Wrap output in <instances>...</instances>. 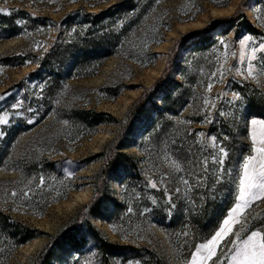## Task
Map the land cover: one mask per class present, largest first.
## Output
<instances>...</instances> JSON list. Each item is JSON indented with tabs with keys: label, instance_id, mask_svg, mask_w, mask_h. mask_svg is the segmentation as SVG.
<instances>
[{
	"label": "rangeland",
	"instance_id": "obj_1",
	"mask_svg": "<svg viewBox=\"0 0 264 264\" xmlns=\"http://www.w3.org/2000/svg\"><path fill=\"white\" fill-rule=\"evenodd\" d=\"M130 5L143 7L142 14L123 30L125 22L119 14H129ZM256 6L259 13L253 10ZM0 7L9 9L0 12V24L2 18L6 20L0 29V116L7 121L0 123L4 132L0 136V211L9 216L8 222H21L39 235L15 248L8 233H0V264H73V256L79 257L77 264H127L129 260L183 264L190 258L185 242L210 238L227 215L235 189L229 195L225 185L216 190L214 198L193 196L197 208L192 211H185L191 206L173 193L175 207L169 211L164 185L153 189L146 182L149 177L160 180L169 167L164 163L165 154L175 159L181 139L186 147L193 145V151L203 148V154L209 155L214 149L211 142L204 141L212 135L228 136V166H238L243 155L249 154L246 145L250 140L244 139L242 122L232 123L216 109L210 122H202L207 114L203 97L207 94L211 103L218 93H226L216 104L227 112L232 92L239 91L246 106L241 111L264 116V75L243 80L235 71L242 66L239 40L245 35L264 39V0H0ZM102 12L103 24L115 20L111 29H115L116 48L102 60L93 58L89 48L88 60L83 62L80 37L93 30L100 22L95 16ZM237 13L239 17L232 21ZM219 20L223 23L216 30L201 32ZM221 37L230 46L226 60ZM60 45L63 48L56 52ZM217 58L230 69L224 72L223 83L218 71L216 77L211 76L219 67ZM260 58L257 52L258 70ZM76 66L90 67L80 73ZM166 66H171L169 88L173 94L187 93L188 99L174 119L169 137L164 129L169 115L164 112L158 123L159 140L151 143L146 131L149 120L133 115L128 122L127 114ZM243 67H247L246 60ZM209 79L215 82L206 93ZM158 104L164 107L161 100ZM94 114H104L103 123L94 126ZM199 132L205 133L203 140H196L194 134ZM116 144L127 145L124 152L132 156L142 181H125L122 172L100 176L101 154ZM43 160L53 166L44 165L45 173L29 171ZM66 170L73 175L68 176ZM40 177H44L43 184ZM174 187L173 183L169 190ZM149 196L156 197L157 204L153 205ZM94 206H99L100 217L90 215ZM129 206L134 210L130 214ZM144 207L150 211L143 213ZM251 212L256 223L264 221V202L256 203ZM83 217L98 236L88 235L80 252L67 247L48 249L53 238L71 230ZM202 224L208 232L195 234L194 228ZM113 225L118 230H113ZM103 243L124 249L111 254L100 249ZM219 251L227 248L221 244Z\"/></svg>",
	"mask_w": 264,
	"mask_h": 264
},
{
	"label": "snow or ice",
	"instance_id": "obj_2",
	"mask_svg": "<svg viewBox=\"0 0 264 264\" xmlns=\"http://www.w3.org/2000/svg\"><path fill=\"white\" fill-rule=\"evenodd\" d=\"M253 10L259 13L260 7L256 6ZM7 11H9L8 8L0 7V12ZM257 18L260 17L257 16ZM258 39L259 43L257 44ZM219 44L225 49L223 59L226 60L230 46L223 37L220 38ZM239 44L241 45L239 62L242 66L235 68V71L243 80H257L258 76L264 75V39L245 35L239 40ZM249 45L252 46L249 47ZM144 47H147V44ZM257 52L261 53L259 70L255 63ZM245 60L247 61L246 68L243 67ZM217 64L219 67L217 70L212 71L211 76L216 77L218 71L220 73L219 81L223 83V74L230 69L225 66L221 58H217ZM214 82L209 79L206 93L211 91ZM221 96H226V93H218L217 97L212 98L210 103L209 96L204 95L203 106L207 110V114L202 122H210L209 118L214 116L213 109H216L221 117L231 118L232 123L242 122L245 132L244 139L250 140V145H246L249 148V154L243 155L238 166H228L226 161L230 152L229 146L225 143L229 139L226 135L222 138L212 135L204 141L211 142L214 149V154L209 155L203 154V148L193 151V145H188L185 149L183 139L180 140L178 145L176 141H171L173 145H177L175 148L176 158L169 159V155L166 153L164 163L168 164V169L161 173L159 181L149 177L146 186L155 189L164 185L163 195L171 206L168 209L169 211L175 207V205H172L173 193H175L177 199L186 201L191 206L185 208V211H192L197 208L193 196L201 200L208 196L214 198L216 190L218 188L223 189L225 185L228 186V194L232 195L234 187L233 202L227 210V215L223 217L222 223L214 229L213 233L210 234V238H205L202 243L194 244L195 250L189 253L190 258H185L183 264H264V221L256 223V216L251 212L256 203L264 202V116L241 111L246 106L242 103L244 97L239 91L232 92L231 99L228 100L230 108L225 112L216 104V100ZM238 104L241 105L240 108H237ZM16 106V104L12 105V107ZM6 122L4 117L0 116V123ZM64 123L67 124L68 122L65 121ZM185 123L191 124L192 121H185ZM188 131L190 132L191 129H188ZM194 135L196 140L205 138L203 132ZM0 136H4L3 131H0ZM195 143L196 141H193V144ZM67 175L72 176L73 173L67 171ZM165 177L169 179L165 180ZM40 183H44V177H40ZM173 183L175 187L170 191L169 188ZM13 195H15V191H13ZM136 195L139 196L140 193H136ZM148 199L153 205L157 204L156 197L149 196ZM133 211L131 206L127 208V213L130 214ZM149 211V208H143V213ZM241 220H243V224H240ZM249 223L252 224L251 228L247 227ZM113 230H118L115 225H113ZM182 234L188 235L187 232ZM221 244L227 248L226 252L219 251ZM72 260L73 264H77L79 257L73 256ZM84 264H89V261H84ZM127 264H140V262L129 260Z\"/></svg>",
	"mask_w": 264,
	"mask_h": 264
},
{
	"label": "trees",
	"instance_id": "obj_3",
	"mask_svg": "<svg viewBox=\"0 0 264 264\" xmlns=\"http://www.w3.org/2000/svg\"><path fill=\"white\" fill-rule=\"evenodd\" d=\"M128 9H129V14L128 13L119 14L120 19L124 18L123 21L125 22L124 24L125 27L123 30L127 29L129 26H132L139 20L142 14L143 7L136 8L134 5H130ZM104 15L105 12L96 15L95 19L100 20V22H96L93 30L88 31L86 34L80 37V41L82 43V46L80 48V53H81L80 59L83 62L88 60L89 48L93 49V58L97 60H102L110 56V53L114 51V49L116 48V44H115L116 42L114 38L115 29H111L116 25V23L114 22L115 20L103 24V22H101V18ZM237 17H239V13L235 15L232 21ZM1 20L2 21L0 24V29H3L6 26L5 25L6 20L3 18ZM221 23H223V20L217 21L212 26L207 27L201 32L209 33L211 31H214L220 26ZM189 37H192V35ZM183 45L184 44H182V47H184ZM61 47H62L61 45L58 46L56 52L63 48ZM39 67L45 70H50L49 66H39ZM76 67H78L80 73H83L90 66H76ZM170 67L171 66H166L162 76L153 84V86L150 89L143 92V94L138 98V100L131 106L127 114L128 122L130 121L133 115H140L142 117H146L149 120V124L147 126L146 131L148 134V140L151 143H156L159 140V133L157 130L158 123L161 121L164 112L169 115V117L166 119V126L164 128L168 135L170 131V127L175 124L174 119L180 116L181 113L180 109L187 102L188 99L187 93L173 94L172 89L169 88L168 86L169 84L167 80L170 74ZM166 86H168V88ZM158 100L164 102V107H163L164 110L158 104ZM103 116L104 114H94L93 125L98 126L101 123H103L102 120ZM186 119H189V117H187ZM184 147L185 149L187 148L186 144H184ZM126 148L127 145L125 144H116V146L110 149L107 153L101 154V157L103 158L104 161V164L100 171V176L102 178H105L110 173L117 174L122 172L123 173L122 177L125 179V181L134 182L133 180H139V181L143 180L137 165L132 164L133 163L132 156L124 152ZM41 163L42 164L35 163L33 165V168H31V170L29 171L37 174L41 173L42 171H44L45 173V171L47 170L44 168V165L48 167L53 166L52 163L44 160ZM21 167H22L21 172L24 173L25 175L26 173L25 166L22 164ZM130 183H128L127 185L131 187ZM99 211H100L99 206H94L90 209V215L93 217H100ZM79 216L81 217L83 215L81 214ZM200 218L203 217L201 216ZM8 221H9V216H7L6 214L0 211V233L2 235L8 233L9 238L11 239L12 244L15 248L27 244L28 242L32 241L33 239L39 236L38 232L35 229H32L31 227L26 226L21 222H8ZM77 221L79 223L77 222L71 230L65 233H60L57 235V237L53 238L52 241L48 243V249L52 247L51 249L54 250H63L67 247L70 251L80 252L82 249L81 247L85 244L87 239L86 237L88 235H92L93 237L99 235L96 229L94 228V226L91 224V222L87 220L85 217H83L82 219H78ZM196 222H205V221H203V219H197ZM85 228L89 230L88 231L89 233L84 231ZM206 231L208 232V227L205 226V224H202L201 226H197L196 228H194L195 234L204 233ZM203 241H204L203 239H198V238L187 240L185 242L184 249H187V251L191 252L195 249L194 244H198ZM100 249L102 251L114 254L124 248L116 244L103 243V246H101Z\"/></svg>",
	"mask_w": 264,
	"mask_h": 264
}]
</instances>
